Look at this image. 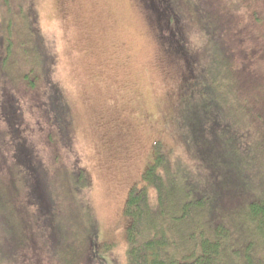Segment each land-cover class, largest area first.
<instances>
[{
    "label": "trees",
    "instance_id": "obj_1",
    "mask_svg": "<svg viewBox=\"0 0 264 264\" xmlns=\"http://www.w3.org/2000/svg\"><path fill=\"white\" fill-rule=\"evenodd\" d=\"M174 1L142 0L158 26L165 29L171 52L185 57L187 64L182 78L184 97L177 114L169 119L181 128L178 143L189 148L198 172L209 170L215 175L212 187L219 179L229 186L212 200L207 186L200 190L190 177L169 168L156 146L155 157L142 174L143 188H132L125 203L126 264H264V148L254 152L251 144L241 145V139H250V116L253 121L256 117L251 110L243 113L245 104L237 101V90L234 92L237 62L226 60L222 50L224 41L233 38L225 36L226 32L237 39L246 29L252 39H262L252 32V25L260 22L263 0H235L232 9L247 27H235L231 22L236 17L229 11L228 30L223 26L221 3L183 0L200 31L202 46L207 47L194 53L183 44L187 37ZM32 12L33 7L29 15L34 22ZM33 25L28 29V42L31 40L34 71L23 79L31 90L43 83L42 107L53 128L44 140L57 147L58 156H51L52 162L62 166L52 171L41 154L32 152L34 142L29 144L22 136L24 124L18 122L22 118L3 89L0 109L8 121V139L0 137V264H95L94 245L86 227L90 209L78 191L87 183L81 171H72L64 163L69 134L62 125V102L57 88L43 82L44 66L37 65L42 52L40 37ZM245 49L241 57H250L243 53ZM250 49L262 52L261 48ZM11 53L10 44L3 56ZM203 55L205 61L200 58L195 64V57ZM5 60L1 61L3 70ZM5 74L10 80L9 72Z\"/></svg>",
    "mask_w": 264,
    "mask_h": 264
},
{
    "label": "rangeland",
    "instance_id": "obj_2",
    "mask_svg": "<svg viewBox=\"0 0 264 264\" xmlns=\"http://www.w3.org/2000/svg\"><path fill=\"white\" fill-rule=\"evenodd\" d=\"M203 1L215 6L221 3L225 29L229 11L236 17L231 23L242 27L232 9L235 0ZM174 5L187 37L183 39L187 51L207 49L183 0H175ZM32 7L34 22L29 15ZM261 7L260 22L252 25V32L262 39H252L245 29L237 39L226 32L225 36L233 38L222 44L226 60L237 62L233 68L236 99L245 104L243 113H255L256 120L250 116L247 122L250 139L240 140L241 145L251 144L254 152L264 148V0ZM154 18L142 0H0V95L5 89L22 118L18 120L24 124L22 136L29 144L34 142L32 152L41 154L52 171L62 166L52 162L51 156H58L57 147L44 140L53 128L42 107L43 83L31 90L23 79L34 71L31 40L28 42V29L34 24L42 50L37 65L44 66L43 82L49 81L58 90L59 108L64 111L62 125L69 134L63 160L70 170L81 171L87 183L78 191L90 209L86 227L95 264L127 263L125 203L132 188H143L142 174L155 157L156 146L169 168L190 177L200 190L207 186L212 200L229 186L219 179L212 187L215 175L209 170L200 174L189 148L178 143L181 128L169 118L177 114L184 97L182 78L187 64L185 57L171 52L165 29ZM10 44L12 53L4 57ZM243 49L250 57H241ZM200 58L205 61L204 55L195 57V64ZM3 59L5 70L1 69ZM245 64L248 70L243 69ZM214 73L220 75L221 71L214 69ZM7 123L0 109V137L8 139ZM212 170L220 174L216 167Z\"/></svg>",
    "mask_w": 264,
    "mask_h": 264
}]
</instances>
